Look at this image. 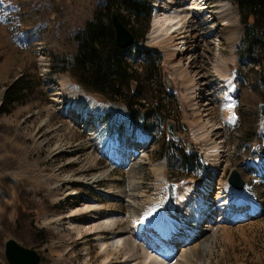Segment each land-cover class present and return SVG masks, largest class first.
<instances>
[{
    "label": "rangeland",
    "instance_id": "1",
    "mask_svg": "<svg viewBox=\"0 0 264 264\" xmlns=\"http://www.w3.org/2000/svg\"><path fill=\"white\" fill-rule=\"evenodd\" d=\"M115 1L0 0V264H8L5 246L9 240L35 250L41 257L40 264H104L100 242L95 239L100 235L111 239L124 229L135 231L131 208L121 193L132 178L139 180L143 201L152 204L161 195L160 208L172 211L166 218L195 226L201 216H207L201 229L211 224L215 233L207 264H264V174L256 172L262 168L260 158L264 159V117L260 108L264 104V71L243 50L244 28L236 0H209V5L230 3L236 11L242 34L233 51L214 44L222 37L220 31H213L207 11L190 16L184 29L187 42L193 34L201 40L196 48L188 49L183 59L208 95L201 110L206 111L200 114L220 126L213 136L224 147L218 168L209 161L203 144L192 137L193 124L202 117L195 119L186 106L185 88L174 77V61L164 46L152 44L149 39L160 5L156 0H150L151 9L146 14L145 46L160 53V60L154 58V52L149 59L139 55L135 47L125 58L143 73L142 83L130 84V92L138 94L133 110L140 120L132 122V113L124 103L90 92L65 63L77 54L75 35ZM184 1L175 0V4L180 6ZM121 13L126 16L125 11ZM258 38L264 40V35L258 34ZM220 57L229 60L231 84L225 88H220L221 81L214 82L218 75L213 65ZM146 63L156 68L150 76H146ZM30 75L42 81L36 94L26 102L6 106L8 89ZM62 88L63 97L59 94ZM246 91L254 95L251 107L244 105ZM76 111L92 118L91 123L84 126L77 121L72 116ZM145 114L148 119L143 130L141 119ZM116 122L120 126L118 134L112 127ZM169 123L175 125L177 139L168 133ZM139 141L147 146L135 149ZM187 144L191 154L186 152ZM114 147L120 151L129 148V156L132 152L145 153V164L133 169L113 165L106 154ZM184 154L193 158V168L180 167ZM233 169L243 173L256 200L261 201L263 208L258 215L251 216L248 206L239 205L248 202L244 197L249 199L227 184ZM104 171L108 174L97 184L96 192L67 180L88 179ZM87 206L96 209L92 214H74ZM152 215L148 222L154 219L152 227L157 230L160 219L155 212ZM108 217H118L121 222L113 230L106 228L98 234L82 229V235H78L71 228L73 224L88 227L95 218L106 224ZM138 250V264H144L140 245ZM200 257L198 252L192 261L180 264H201ZM125 260L112 256L109 261L125 264Z\"/></svg>",
    "mask_w": 264,
    "mask_h": 264
},
{
    "label": "bare ground",
    "instance_id": "2",
    "mask_svg": "<svg viewBox=\"0 0 264 264\" xmlns=\"http://www.w3.org/2000/svg\"><path fill=\"white\" fill-rule=\"evenodd\" d=\"M209 4V0H185L183 4L176 6L175 0H160V5L158 10H156L157 13H155L156 15L152 20V27L148 35L149 39H151V43L157 44V46L160 47L164 46L174 61L172 62L175 72L174 77H178L185 88V96H183V100L185 101L186 106L195 115V119L198 116L202 117H198L197 119H200V121L193 124L194 127L191 129L192 137L195 142L203 144V150L206 156L210 159L209 161H212L213 165L218 168L220 167L218 163L219 160L222 159L224 147L222 146V142H218L216 138L214 139V135H216L220 126H218V124H211L208 121L209 119H206L207 115L202 116L200 114L201 112L206 111L201 110L205 107V100L208 95L205 94L206 92L203 89L204 85L198 81L200 79L198 75L190 71L189 63L186 64L183 59V57L189 53L188 49L193 47L196 48L201 40L193 34L191 41L187 42L189 39L186 40L184 29L185 26L188 25L190 16H194L196 12L199 13L198 11H207L212 17L213 31H220L222 37L221 40H217L214 44L220 49L224 46L231 51H233L237 44H239L242 30L237 24L236 11L230 3L219 1V3L214 5ZM219 28L221 29L219 30ZM170 42L176 44L171 45ZM228 61V59L226 61L220 57L216 64L213 65V69L218 75V77L214 79V82L221 81L220 88H225L228 84H231V79L227 74L229 69ZM63 92H65L64 88H62L61 93H59L62 95L61 97H63ZM253 97L254 95L249 91H246L242 97L244 99V105L248 104L251 107ZM56 101L57 103H60L58 100ZM72 116L74 118L76 117L77 121L79 120L84 126L89 125L92 120V118L90 120L89 116L84 113L81 114L79 111H76ZM145 146H147L145 141H139V144L135 146V149H143ZM129 153V148L125 151H120L118 148L114 147L111 152H108L106 155L113 165L124 164L126 169H133L141 164H145L147 159L145 158V153L132 152L131 156H129ZM160 167H163V165ZM107 174L108 171H104L98 176L94 175L88 179L83 178L81 180H75L72 177H68L67 180L69 181L68 183L76 182L80 185L88 186L91 190L96 192V188L98 187L97 184ZM138 181L137 178H132V182L127 186L124 192H121L124 194L123 198L127 200L126 205H129L128 207L131 208V213L134 218L132 222L135 231H133V233H128V231L124 229L122 232L114 233L111 239L101 237L99 234L100 236L95 240L100 242L101 254H103L102 257L104 258L103 263L112 264L109 261L112 256L117 258L118 256H122L126 259L124 261L125 264H138V252H140L138 246L140 245L144 251V264H180L182 261H192V259L196 258L198 252L201 255L200 259L203 260L201 264H207L206 259H208L214 248L215 233L213 232L214 228L211 224L208 225L207 229H201L204 226H202V224L205 222L203 218L207 217L205 213L203 214L205 215L204 217H199L198 224L195 226H188L187 224L181 225L182 222H178V219H175L174 217L166 218V215L169 214V209L167 207L160 208L162 204L161 195L156 196V200H154L152 204L143 201L141 198L143 196L138 191ZM258 188L257 192H261ZM108 194L109 193L106 192V195ZM246 198L249 200L244 197V201H248L245 202L248 205H245V203L239 205L245 207L248 206L249 209L252 210L253 215H258L263 208L261 201L256 200L253 192L252 194L249 193ZM157 200L159 201L157 202ZM93 207L87 206L81 211H75L74 214H80L83 212L92 214L96 209ZM154 212L157 219H160L158 223L160 226L157 227V230H154L152 227L154 219H152V222H148V218L153 216L152 213ZM169 212L172 214L171 210ZM176 217L179 218L178 216ZM120 220L121 219L118 217H108L104 222L106 224H102L95 218L91 221L90 226L88 227L73 224L71 228L76 231L78 235H82V229H85L84 231L89 234H98L106 228L113 230L120 224ZM210 221H213V218ZM179 251H181V253H179Z\"/></svg>",
    "mask_w": 264,
    "mask_h": 264
},
{
    "label": "trees",
    "instance_id": "3",
    "mask_svg": "<svg viewBox=\"0 0 264 264\" xmlns=\"http://www.w3.org/2000/svg\"><path fill=\"white\" fill-rule=\"evenodd\" d=\"M150 3V0L110 2L104 14H98L94 21L87 23L85 28L75 35V40L78 42L77 54L73 61L65 62L70 66L74 77L90 92L98 93L108 100L124 103L132 113V122L140 118L135 116L137 113L133 110L138 94H132L130 89L135 83L139 85L140 80L142 83L143 73L127 62L126 55L135 47L139 55L148 59L152 57L151 52L155 53V59L160 60L161 57L160 53L151 51L145 46V35L148 30L146 14L151 9ZM235 4L242 15L243 41L246 44L243 50L248 58L264 71V40L257 39L258 34L264 35V0H236ZM121 11H125L126 16ZM113 12L117 13L122 24L134 36L133 47L122 49L117 45L111 22ZM146 64L144 65L146 76H150L156 68L152 63ZM40 86L42 81L38 76L21 77L8 89L5 105L11 106L28 101ZM147 119V114L141 119L143 130L147 125ZM192 159L188 155H182L180 167L193 168Z\"/></svg>",
    "mask_w": 264,
    "mask_h": 264
},
{
    "label": "water",
    "instance_id": "4",
    "mask_svg": "<svg viewBox=\"0 0 264 264\" xmlns=\"http://www.w3.org/2000/svg\"><path fill=\"white\" fill-rule=\"evenodd\" d=\"M111 22L116 34V43L122 49H128L134 45V36L132 33L122 24L119 16L116 12L111 15ZM168 88H171L169 82H167ZM262 115L264 116V104L260 105ZM168 133L173 136L174 139L178 138L175 132V125L173 123L168 124ZM186 151L189 153L191 147L187 144ZM227 183L230 187L235 190L244 191L247 189L248 185L243 179L240 172L233 169L227 179ZM5 256L8 264H40V255L32 249L25 248L19 245L14 240H9L5 246Z\"/></svg>",
    "mask_w": 264,
    "mask_h": 264
}]
</instances>
